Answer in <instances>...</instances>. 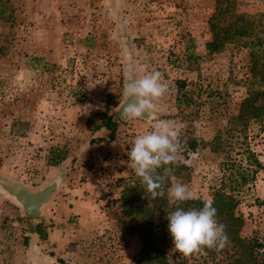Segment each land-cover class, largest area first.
I'll return each instance as SVG.
<instances>
[{
  "label": "rangeland",
  "instance_id": "rangeland-1",
  "mask_svg": "<svg viewBox=\"0 0 264 264\" xmlns=\"http://www.w3.org/2000/svg\"><path fill=\"white\" fill-rule=\"evenodd\" d=\"M227 6L223 23L244 35L211 53L216 0H0V178L39 190L64 177L41 218L0 194V264H140L121 199L159 174L171 202L236 196L238 236L264 262V0ZM128 76L152 123L117 117ZM168 254L171 264L244 255L209 215Z\"/></svg>",
  "mask_w": 264,
  "mask_h": 264
},
{
  "label": "trees",
  "instance_id": "trees-1",
  "mask_svg": "<svg viewBox=\"0 0 264 264\" xmlns=\"http://www.w3.org/2000/svg\"><path fill=\"white\" fill-rule=\"evenodd\" d=\"M229 1L216 0L220 11L210 22L213 38L207 44V48L211 53L221 52L231 37L244 35V31L240 27L224 24L228 6L222 8V5ZM105 126L107 129L113 130L117 123L108 121ZM197 147V141L190 142V148L193 151ZM157 178L154 183L157 188H161L164 176L159 174ZM156 187L152 189L136 182L124 192L121 199V208L134 222L133 226L138 231L143 244L144 255L140 264H171L168 247L172 245L173 241L186 240L193 221L200 215L212 216L220 225L223 237L242 250L243 259L238 260V263L264 264L258 258L260 246L255 242L242 240L238 236L240 228L245 225V220L242 216L235 215L239 205L236 196L218 191L212 202L201 199H183L171 202L165 197L166 191H159ZM143 195H145L144 198ZM158 219L162 221L166 230V234L162 238L156 235ZM31 228L38 230V225Z\"/></svg>",
  "mask_w": 264,
  "mask_h": 264
},
{
  "label": "water",
  "instance_id": "water-1",
  "mask_svg": "<svg viewBox=\"0 0 264 264\" xmlns=\"http://www.w3.org/2000/svg\"><path fill=\"white\" fill-rule=\"evenodd\" d=\"M125 88L126 98L116 110L117 117L124 122L137 118L152 123L156 116L145 106L131 76L126 77ZM63 180L64 177L60 174L41 189L33 190L0 178V194L13 200L24 218L37 219L43 217L45 208L61 189Z\"/></svg>",
  "mask_w": 264,
  "mask_h": 264
}]
</instances>
